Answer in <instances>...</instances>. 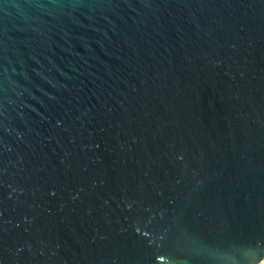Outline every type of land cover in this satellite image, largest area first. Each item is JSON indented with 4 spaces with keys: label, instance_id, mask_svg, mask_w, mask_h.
<instances>
[{
    "label": "water",
    "instance_id": "1",
    "mask_svg": "<svg viewBox=\"0 0 264 264\" xmlns=\"http://www.w3.org/2000/svg\"><path fill=\"white\" fill-rule=\"evenodd\" d=\"M0 264H264V0H0Z\"/></svg>",
    "mask_w": 264,
    "mask_h": 264
}]
</instances>
